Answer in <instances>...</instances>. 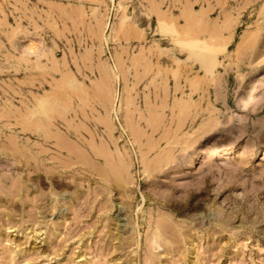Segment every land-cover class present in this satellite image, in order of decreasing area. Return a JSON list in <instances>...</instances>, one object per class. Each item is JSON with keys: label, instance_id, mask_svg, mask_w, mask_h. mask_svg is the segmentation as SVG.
I'll use <instances>...</instances> for the list:
<instances>
[{"label": "rangeland", "instance_id": "1", "mask_svg": "<svg viewBox=\"0 0 264 264\" xmlns=\"http://www.w3.org/2000/svg\"><path fill=\"white\" fill-rule=\"evenodd\" d=\"M0 264H264V0H0Z\"/></svg>", "mask_w": 264, "mask_h": 264}]
</instances>
